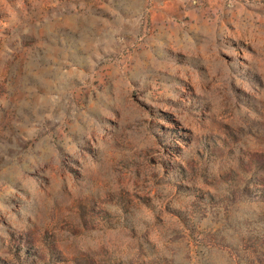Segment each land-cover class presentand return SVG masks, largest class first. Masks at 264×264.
<instances>
[{
    "label": "rangeland",
    "instance_id": "374dc122",
    "mask_svg": "<svg viewBox=\"0 0 264 264\" xmlns=\"http://www.w3.org/2000/svg\"><path fill=\"white\" fill-rule=\"evenodd\" d=\"M0 264H264V0H0Z\"/></svg>",
    "mask_w": 264,
    "mask_h": 264
}]
</instances>
